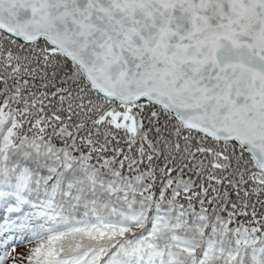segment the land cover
Here are the masks:
<instances>
[{
    "label": "snow or ice",
    "instance_id": "obj_1",
    "mask_svg": "<svg viewBox=\"0 0 264 264\" xmlns=\"http://www.w3.org/2000/svg\"><path fill=\"white\" fill-rule=\"evenodd\" d=\"M0 117V184L35 173L57 186L15 146L51 132L97 167L264 232V0H0ZM60 239L20 259L90 264Z\"/></svg>",
    "mask_w": 264,
    "mask_h": 264
},
{
    "label": "trees",
    "instance_id": "obj_2",
    "mask_svg": "<svg viewBox=\"0 0 264 264\" xmlns=\"http://www.w3.org/2000/svg\"><path fill=\"white\" fill-rule=\"evenodd\" d=\"M10 125L0 117V136ZM51 135L30 131L16 140L17 150L55 169L57 186L37 184L35 173L26 183L0 184V243L8 228L35 238L32 243L60 236L58 252L87 257L90 264H109L113 257L122 264H264V232L229 225L215 205L193 209L175 189L154 191L144 175H120L118 165L97 167L85 153L73 154L79 145L72 140L58 145ZM32 243L16 252L17 264H26L20 256Z\"/></svg>",
    "mask_w": 264,
    "mask_h": 264
},
{
    "label": "rangeland",
    "instance_id": "obj_3",
    "mask_svg": "<svg viewBox=\"0 0 264 264\" xmlns=\"http://www.w3.org/2000/svg\"><path fill=\"white\" fill-rule=\"evenodd\" d=\"M7 241L0 247V255H5L8 253V258L5 260V264H17V254L16 252L20 248H25L29 246L32 242L30 238L20 237L19 234L6 231Z\"/></svg>",
    "mask_w": 264,
    "mask_h": 264
},
{
    "label": "bare ground",
    "instance_id": "obj_4",
    "mask_svg": "<svg viewBox=\"0 0 264 264\" xmlns=\"http://www.w3.org/2000/svg\"><path fill=\"white\" fill-rule=\"evenodd\" d=\"M104 168L107 169V170H110L111 166L108 165V166H105Z\"/></svg>",
    "mask_w": 264,
    "mask_h": 264
}]
</instances>
